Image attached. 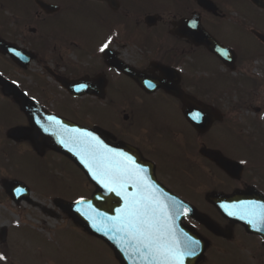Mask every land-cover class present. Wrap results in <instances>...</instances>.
I'll list each match as a JSON object with an SVG mask.
<instances>
[{
	"label": "flooded vegetation",
	"instance_id": "1",
	"mask_svg": "<svg viewBox=\"0 0 264 264\" xmlns=\"http://www.w3.org/2000/svg\"><path fill=\"white\" fill-rule=\"evenodd\" d=\"M48 4L54 8L47 9ZM204 13L207 14L198 7L196 0H0V75L26 91L46 111L83 126H99L108 130L113 134L111 140L116 143H130L148 160L156 163L160 177L165 175L168 178L174 170L188 176L191 168L197 165L196 159L189 157L188 147V156L182 167L175 165L176 160L168 161L170 173H164L158 167L160 152L156 141L165 139L181 149L179 146L188 144L186 134L192 127L183 115L180 99L158 87L154 92H148L154 88L149 87L147 82L157 86L160 81L170 85L176 84L179 77L182 80L181 75H185L182 72L183 60L193 56L198 48L191 40L178 34L177 29L195 14H199L203 21ZM105 43H108V48L100 52ZM71 54L81 57L82 63L70 66L65 59ZM114 57L139 69L143 76H130L108 65L107 61ZM159 64L175 71L162 73L158 69ZM64 80L67 84L62 82ZM181 80L180 86L189 93L190 87L184 88ZM81 84L86 85L81 89L86 92L81 98L72 97L63 89V86ZM59 89L71 99L69 110L61 111L59 108ZM0 92H4L1 86ZM80 99L86 100L82 106L72 104ZM162 99L175 102L181 119L177 123L181 122L186 129L178 127L173 120L163 119L160 123L157 112L162 108L158 105ZM6 100L21 114L20 120L13 125L25 129V137L21 141L34 148L31 139L33 128L27 113L12 96ZM96 104L114 108L116 120L110 123L104 121L102 116L107 118V115L101 112L98 116ZM125 116L129 118L127 121ZM9 130L5 132L8 140L11 139ZM205 145L219 149L225 157L242 161L244 167L239 179L233 178L206 158L207 165L213 169L207 177L208 190L226 194L241 190L247 203L264 201L260 195H264L263 169L254 163L248 165L245 157L229 154L220 137L210 144L200 143V146ZM46 152L52 153V150L45 147L42 155ZM182 188L198 192L200 187L191 180H185ZM207 203L208 209L215 215L214 222L222 226L228 236L220 237L229 239L231 245L239 248L246 246L243 243L246 236L250 238L251 247L254 241L263 244L259 236L247 232L242 224L226 219L212 204ZM185 223L220 238L191 216L185 219ZM261 251L253 254V262L263 264Z\"/></svg>",
	"mask_w": 264,
	"mask_h": 264
},
{
	"label": "rangeland",
	"instance_id": "2",
	"mask_svg": "<svg viewBox=\"0 0 264 264\" xmlns=\"http://www.w3.org/2000/svg\"><path fill=\"white\" fill-rule=\"evenodd\" d=\"M215 1L221 6V16L211 18L204 15V26L221 43L236 50L234 72L207 51L198 50L194 56L183 61L185 75H182L181 84L184 88L190 87V94L202 101H210L215 96V104L225 117L223 121L215 122L199 139L191 128L186 134L187 141L193 145L189 157L197 161L191 172L194 179L190 180L198 184V192L182 188L184 181L190 177L181 171L174 170L170 177L163 175L160 180L174 193L188 192L193 203H198L196 207L213 218L215 215L203 199L209 184L207 177L213 169L196 157L198 143L210 144L220 137L229 154L247 158L248 164H264V45L252 34L254 29L264 33V11L244 0ZM239 56L244 59L242 63ZM65 61L70 66L82 63L81 57L75 54ZM192 79L207 87L210 94L203 98L195 94V87L187 83ZM66 96L63 90H58L61 111H66L65 101H70ZM85 101L82 99L75 103L82 106ZM158 105L162 106L157 112L160 123L163 119L173 120L178 127L186 129L181 122L177 123L181 119L175 102L162 99ZM95 109L98 116L101 112L107 115V118L102 116L104 121L110 123L116 120V111L111 106L96 104ZM20 118V112L0 92V229L5 226L8 232L6 241H0V247L7 248L8 257L0 259V264H121L113 249L102 239L89 234L58 204L59 200L76 202L81 198L87 199L93 193L94 186L79 168L56 152H46L40 157L29 144L7 140V128ZM177 147L165 139L156 141L160 152L159 166L164 173H170L168 161H172V157L177 160V156L184 155ZM4 180L24 182L31 189V200L17 204L3 188ZM245 239L243 243L246 246L239 249L227 244L225 239L213 238L211 245L214 247L207 252L205 263L211 260L213 264H257L251 258L256 250L249 245L250 238L246 236ZM221 248L223 251L219 253ZM260 253L264 254V251Z\"/></svg>",
	"mask_w": 264,
	"mask_h": 264
},
{
	"label": "water",
	"instance_id": "3",
	"mask_svg": "<svg viewBox=\"0 0 264 264\" xmlns=\"http://www.w3.org/2000/svg\"><path fill=\"white\" fill-rule=\"evenodd\" d=\"M198 4L205 8L208 12H212L218 15V7L213 3L212 0H197ZM253 3L257 4L260 8L264 9L263 0H251ZM190 22V29L189 24ZM183 21L181 23V30L177 33H182L189 40H191L197 47L204 46L211 53H214L220 60H222L227 66L232 70L235 68L236 53L232 49L221 44L217 39H215L201 24V18L199 15H195L193 19ZM195 23V27H193ZM186 25V26H185ZM254 35L258 37L264 43V35L254 30ZM116 65L121 68L125 73L131 76H143L139 71H135L127 64L113 59L109 64ZM162 70V67L160 66ZM180 79L178 80V82ZM177 82V83H178ZM66 83V82H65ZM0 85L3 87L5 96L12 95L16 102L20 103L21 108L27 112L29 115L30 123L32 124V134L31 139L35 149L39 154H43L44 148L49 147L52 150L59 152L60 154L69 157L75 164H77L87 178L96 185L97 190L92 195L93 197L89 200H79L77 203L71 204L64 201H58V204L68 212L69 216L74 219L77 224H80L85 230L94 235L99 239H103L108 246L114 250L115 256L120 260L121 264H142V256L139 255L134 246H129L126 241L121 239L120 234L114 232L105 231L111 227V218L118 215V211L123 209L124 200L122 196H117L115 193L108 192L104 187L97 183L93 176L89 172V168L86 165L87 156L84 155L83 150L78 144L74 142L75 137L79 135L78 129L86 130L88 132L94 133L98 136L106 145L110 148L126 152L128 155L132 156L136 163L144 168V173L142 175L146 176L148 180L156 185L158 189L156 191V196L158 199L167 205V211L169 214L168 223L174 228L176 239L181 245L185 242L186 236L191 237L193 240H198L200 242V249L196 256L185 257L184 264H198L204 258V253L208 248V242L203 238V236L197 233L192 227L183 224V220L187 215L194 216L197 220L204 223L208 228H210L214 233L218 235L223 233L222 228L217 224L213 223L209 218L199 213L190 203L184 202L176 194L170 192L165 186L157 181L155 164L146 160L139 150H136L131 145H127L124 142L119 144H114L113 142L106 139L107 135H111L108 132L100 130L99 128L90 129L88 127H81L76 123L66 120L58 116H47V111H44L42 107L38 105L33 99H29L27 94L17 87L5 81L0 77ZM13 85V86H12ZM79 87V85H73ZM73 86H65L66 89L73 92ZM157 87L163 88L167 93L175 95L181 99L184 107L183 113L187 117L188 121L192 126H194L200 134H204L213 125L216 119L222 120V114L217 109H209L208 106L201 101L197 100L196 97L186 94L178 85H168L163 81L157 83ZM77 89V88H75ZM85 92L74 91L75 96H82ZM201 113L202 119L199 121L192 119V114ZM53 120V121H50ZM52 122L53 129L47 133L44 131L45 127ZM24 129L14 128L10 131V136L16 140H21L25 137L23 134ZM63 141V143H61ZM204 157L210 158L221 168H223L227 173L233 177L239 176L243 171L242 166L238 162H234L229 158L224 157L219 151L209 149L207 147L201 150ZM82 156L84 159L82 160ZM4 189L15 199L17 203H20L24 199L30 200V189L24 183L19 181H4ZM125 191L129 194L136 192L137 190L129 184L126 186ZM241 197V192L225 195L223 193H209L207 195V201H210L216 206V208L222 212L226 217L231 218L234 221L243 222L248 232L258 233L264 237V221L262 222V228L259 229L258 223L249 222L247 217L248 214L239 211L240 206L237 199ZM80 201H84L80 203ZM234 213L229 215V213ZM7 228L3 227L0 230V239L4 242L7 237ZM111 237V238H110Z\"/></svg>",
	"mask_w": 264,
	"mask_h": 264
},
{
	"label": "snow or ice",
	"instance_id": "4",
	"mask_svg": "<svg viewBox=\"0 0 264 264\" xmlns=\"http://www.w3.org/2000/svg\"><path fill=\"white\" fill-rule=\"evenodd\" d=\"M192 26L195 27V23ZM107 48L108 43H105L100 52H105ZM147 84L151 88L156 87L151 81ZM85 87L86 85H79V89ZM192 119L201 120V113L192 114ZM77 132L79 135L75 137L74 142L87 156L85 162L90 174L98 184L108 192L122 196L125 202L118 215L111 218V227L102 231H105V234H120L121 239L129 246H134L136 252L142 256V264H184L185 257L196 256L200 242L187 237V234L183 245L176 239L174 228L168 223L167 205L155 194L158 185L142 175L144 168L128 153L110 148L94 133L80 129ZM129 184L137 191L132 194L126 192L125 188ZM252 208V205L242 204L239 211L259 216L261 221H264V211L256 213L251 211Z\"/></svg>",
	"mask_w": 264,
	"mask_h": 264
},
{
	"label": "trees",
	"instance_id": "5",
	"mask_svg": "<svg viewBox=\"0 0 264 264\" xmlns=\"http://www.w3.org/2000/svg\"><path fill=\"white\" fill-rule=\"evenodd\" d=\"M6 249L5 247H0V257H2V259L4 260L7 256H8V253H6Z\"/></svg>",
	"mask_w": 264,
	"mask_h": 264
}]
</instances>
